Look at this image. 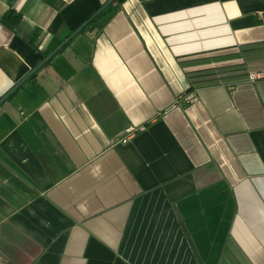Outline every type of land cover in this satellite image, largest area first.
I'll return each instance as SVG.
<instances>
[{"label": "crops", "instance_id": "crops-1", "mask_svg": "<svg viewBox=\"0 0 264 264\" xmlns=\"http://www.w3.org/2000/svg\"><path fill=\"white\" fill-rule=\"evenodd\" d=\"M110 1L0 0V264H264V0Z\"/></svg>", "mask_w": 264, "mask_h": 264}, {"label": "trees", "instance_id": "trees-1", "mask_svg": "<svg viewBox=\"0 0 264 264\" xmlns=\"http://www.w3.org/2000/svg\"><path fill=\"white\" fill-rule=\"evenodd\" d=\"M103 8H101L95 15H93V17H91L89 20H88V22H86V24L85 25H83L82 27H80L79 28V30L80 31H83L87 26H89L90 24H92V23H94L105 11H107V10H105L104 12H101V10H102ZM20 20H21V18H20V16L18 15V14H15V13H9L8 15H6L3 19H2V21H3V23L6 25V26H8V27H10V28H14L19 22H20ZM78 30V31H79ZM197 74H199V75H196V77L195 78H202V79H209L210 77H211V75H209L208 73H207V71H203V72H198ZM35 76V74L34 75H32V77L31 78H33ZM30 78V79H31Z\"/></svg>", "mask_w": 264, "mask_h": 264}, {"label": "built area", "instance_id": "built-area-1", "mask_svg": "<svg viewBox=\"0 0 264 264\" xmlns=\"http://www.w3.org/2000/svg\"><path fill=\"white\" fill-rule=\"evenodd\" d=\"M264 78V73H252L250 74V79L252 81H255V80H258V79H262ZM194 94H188L184 97V101L186 103H191L192 101H194ZM175 107V106H174ZM134 135V130L133 129H129L127 131V137L126 139L124 140V142H127L129 139H131V137Z\"/></svg>", "mask_w": 264, "mask_h": 264}, {"label": "water", "instance_id": "water-1", "mask_svg": "<svg viewBox=\"0 0 264 264\" xmlns=\"http://www.w3.org/2000/svg\"><path fill=\"white\" fill-rule=\"evenodd\" d=\"M114 1L116 0H111L108 4L105 5V7L101 10V12H103L106 8H108ZM51 57H49L47 60H49ZM20 87V85H18L15 89H13L9 94H7L5 97H3L0 100V106L2 104H4L10 97L11 95Z\"/></svg>", "mask_w": 264, "mask_h": 264}]
</instances>
